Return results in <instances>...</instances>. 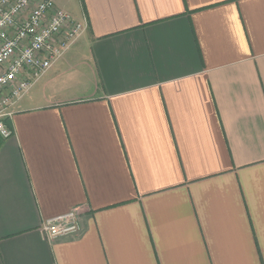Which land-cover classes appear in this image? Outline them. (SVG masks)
I'll list each match as a JSON object with an SVG mask.
<instances>
[{
    "label": "crops",
    "instance_id": "1",
    "mask_svg": "<svg viewBox=\"0 0 264 264\" xmlns=\"http://www.w3.org/2000/svg\"><path fill=\"white\" fill-rule=\"evenodd\" d=\"M55 3L82 32L0 139V264H264V0Z\"/></svg>",
    "mask_w": 264,
    "mask_h": 264
},
{
    "label": "built area",
    "instance_id": "2",
    "mask_svg": "<svg viewBox=\"0 0 264 264\" xmlns=\"http://www.w3.org/2000/svg\"><path fill=\"white\" fill-rule=\"evenodd\" d=\"M82 25L55 0H0V139L14 134L12 106L61 58ZM47 238L75 235L80 213L72 210L43 225Z\"/></svg>",
    "mask_w": 264,
    "mask_h": 264
}]
</instances>
